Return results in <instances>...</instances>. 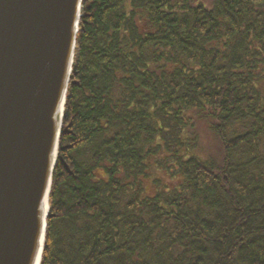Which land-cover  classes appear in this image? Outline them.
<instances>
[{
	"label": "trees",
	"instance_id": "1",
	"mask_svg": "<svg viewBox=\"0 0 264 264\" xmlns=\"http://www.w3.org/2000/svg\"><path fill=\"white\" fill-rule=\"evenodd\" d=\"M48 202L40 264H264V0H82Z\"/></svg>",
	"mask_w": 264,
	"mask_h": 264
},
{
	"label": "water",
	"instance_id": "2",
	"mask_svg": "<svg viewBox=\"0 0 264 264\" xmlns=\"http://www.w3.org/2000/svg\"><path fill=\"white\" fill-rule=\"evenodd\" d=\"M82 0H0V264H40Z\"/></svg>",
	"mask_w": 264,
	"mask_h": 264
},
{
	"label": "rangeland",
	"instance_id": "3",
	"mask_svg": "<svg viewBox=\"0 0 264 264\" xmlns=\"http://www.w3.org/2000/svg\"><path fill=\"white\" fill-rule=\"evenodd\" d=\"M143 185H144V188L146 189L147 192H150L152 190V186L150 184V181L145 180Z\"/></svg>",
	"mask_w": 264,
	"mask_h": 264
}]
</instances>
